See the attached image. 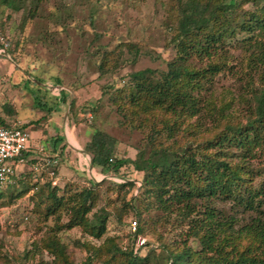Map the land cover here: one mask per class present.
Returning <instances> with one entry per match:
<instances>
[{
  "label": "rangeland",
  "instance_id": "obj_1",
  "mask_svg": "<svg viewBox=\"0 0 264 264\" xmlns=\"http://www.w3.org/2000/svg\"><path fill=\"white\" fill-rule=\"evenodd\" d=\"M252 8L251 3L242 6L243 11ZM179 18L170 0H27L17 10L0 7V35L9 43V58L0 59V116H6L9 123L17 122L16 117L22 120L34 147L38 146L31 153L34 158L39 157L36 153L55 155L56 182L50 187H54L56 197L66 200L95 184L91 186L92 207L85 217L90 221L95 215H106L105 232L95 239L81 227L65 228L70 213L58 209L54 214L50 212L47 189L35 194L36 190H25L24 185L0 188V264H80L88 247H102L99 259H104L110 240L123 243L127 223L133 220L141 229L137 239L155 249L148 264H167L166 251L186 248L191 253L186 264H206L209 255L198 254L200 246L191 234L190 217L179 216L175 204H171L170 213L162 212L154 198L145 194L134 198V210H129L127 204L136 192L113 185L123 181L99 174L82 152L93 130H99L115 140V157L133 158L144 133L123 122L110 98L117 95L116 89L124 85L128 73L166 70V64L175 57L170 43L174 34L171 26ZM255 36L264 44V34ZM254 40L253 37L247 42L252 44ZM132 48L137 50L134 62L130 61ZM222 50L227 67L232 66L227 74L214 79L215 96L223 93L228 99L234 97L229 111L232 123L243 122L248 111L244 93L248 84L264 87V67L250 73L246 69L245 47L237 43L226 42ZM100 61L106 65L101 75L97 71ZM61 90L70 93V113L69 105L61 102L54 111L48 110ZM7 107L14 114L3 112ZM56 137L63 140L53 146ZM60 147H64L62 151ZM28 168L22 167L21 173H28ZM251 168L254 186L264 173V152H257ZM46 170L43 166L40 172L42 183L49 181ZM126 171L118 173L137 182L136 173ZM223 208L229 215L235 214L228 204ZM134 212L139 213V219ZM116 216L121 217L120 223ZM249 216L239 213L236 218L246 223ZM50 236L59 239L63 258L43 248Z\"/></svg>",
  "mask_w": 264,
  "mask_h": 264
},
{
  "label": "trees",
  "instance_id": "obj_2",
  "mask_svg": "<svg viewBox=\"0 0 264 264\" xmlns=\"http://www.w3.org/2000/svg\"><path fill=\"white\" fill-rule=\"evenodd\" d=\"M26 1L0 0V7L17 10L18 5ZM170 2L180 14L176 25L171 26L174 34L170 43L175 57L166 64L165 71L143 69L128 73L127 81L116 89L117 95L110 98L123 122L144 133L142 143L136 147L133 158H118L114 155L115 140L93 130L82 152L99 174L123 181L113 185L130 187L136 192L127 204L129 210H134V198L145 194L154 198L162 212L170 213L171 204H175L179 216L190 217L191 234L197 237L200 246L198 254L209 255L206 264H264V173L258 184L251 183L254 178L251 160L259 150L264 152V87L248 84L249 89L244 93L248 111L244 121L238 123H232L233 115L229 113L234 97L228 99L223 93L216 97L213 89L214 79L227 74L232 66L227 67L222 50L226 42L245 47L246 69L250 73L264 67V44L255 36L264 34V0ZM249 3L253 8L243 11L242 6ZM253 37L254 43L249 44L247 41ZM8 45L7 40L0 59L9 58ZM0 48H3L1 44ZM130 53L133 54L130 61L134 62L136 48ZM105 70L106 65L100 61L97 71L101 75ZM29 83L36 87L35 82ZM59 93L60 97L51 101L48 110L54 111L61 102L69 105L70 113L73 107L70 93L62 90ZM4 111L14 114L11 107ZM11 123L0 118L2 126ZM25 127L21 125L23 130ZM62 140L56 137L52 145ZM27 152L22 153L21 158L27 160ZM37 155L39 157L27 160V166L43 165L44 159H49L44 153ZM55 167L49 165L53 171ZM28 169V173L19 174L17 185H24L25 190L34 189L35 194L47 189L46 198L52 203L50 212L54 214L58 209L70 213L65 225L67 230L81 227L95 239L102 237L106 215H95L90 221L85 217L92 207L91 186L95 184L64 200L55 196L49 181L40 184L34 181V176L43 179V174L35 175ZM122 169L136 173L138 187L118 173ZM87 201H90L88 205ZM227 204L235 214L225 212L223 206ZM239 213L250 214L249 220L240 222L236 218ZM134 215L139 219V213L134 212ZM116 220L120 223L121 217L116 216ZM133 221L136 222L134 232H129L128 222L127 232L122 236L125 241L110 240L104 259H99L102 247H88L87 256L80 264L100 260L102 264H148L155 249L144 243L133 253L135 239L141 232L137 220ZM244 241L248 243L243 244ZM43 248L63 258L64 249L59 239L47 237ZM190 256L187 248L168 250L165 260L167 264H186Z\"/></svg>",
  "mask_w": 264,
  "mask_h": 264
},
{
  "label": "built area",
  "instance_id": "obj_3",
  "mask_svg": "<svg viewBox=\"0 0 264 264\" xmlns=\"http://www.w3.org/2000/svg\"><path fill=\"white\" fill-rule=\"evenodd\" d=\"M7 37L0 35V44L3 48H0V53H4V47L6 46ZM29 149V135L21 128L19 122H13L8 126L0 125V188L7 186H15L19 180V174L21 169L19 167H24L27 163L26 159L21 158L22 153L27 152ZM89 159V158H88ZM55 156L44 159L43 165L35 163L31 165L30 169L39 175L43 169L46 167V175L50 182V185L54 186L56 182V177L54 171L49 168V165H56ZM90 163V162H89ZM91 167V166H90ZM34 181L37 184L42 182V179H37L34 176ZM132 181V180H130ZM138 187L139 184L133 181ZM136 227V222L131 221L129 223V232H134ZM144 245L143 240L135 239L133 253H137L139 247Z\"/></svg>",
  "mask_w": 264,
  "mask_h": 264
},
{
  "label": "crops",
  "instance_id": "obj_4",
  "mask_svg": "<svg viewBox=\"0 0 264 264\" xmlns=\"http://www.w3.org/2000/svg\"><path fill=\"white\" fill-rule=\"evenodd\" d=\"M0 118H2V119H4L6 122H10V121H7V117L6 116H4L3 114H2V116H0ZM15 120L17 121V122H21L22 120H20L18 117H16L15 118ZM20 120V121H19ZM21 125H24L23 123H20ZM29 135V134H28ZM42 138L44 137V139H45V136H41ZM42 140V139H41ZM29 148H32V151L30 150V149H28V152H27V160H29V159H33L34 158V156L35 155H31V153H33L34 151H33V148H38V146L37 147H34V144L32 143V141H31V137L29 136ZM39 150V149H38ZM35 154V153H34ZM37 154V153H36ZM44 156H47V157H53V156H55L54 154H51V155H44ZM27 164L28 163H26L25 164V166H27ZM27 167H29V166H27ZM20 169H22V167H19Z\"/></svg>",
  "mask_w": 264,
  "mask_h": 264
}]
</instances>
